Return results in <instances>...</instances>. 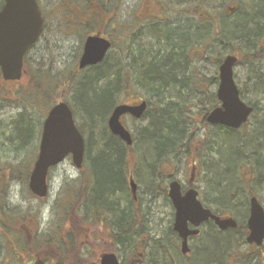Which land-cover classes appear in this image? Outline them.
Listing matches in <instances>:
<instances>
[{
	"label": "rangeland",
	"instance_id": "374dc122",
	"mask_svg": "<svg viewBox=\"0 0 264 264\" xmlns=\"http://www.w3.org/2000/svg\"><path fill=\"white\" fill-rule=\"evenodd\" d=\"M37 1L44 16V29L38 42L33 46V48L30 49L27 54L28 61H26L25 64L27 70L25 76H23L21 80L12 83L3 82L2 78L0 77V166L1 169L2 167H5L4 170L0 169L4 176L1 185L5 188V193L0 199L4 209L7 211L12 209L13 211V214L11 215L12 220L8 219L9 227L15 233H22L28 239L30 244L34 243L36 231L41 232V234H51L54 239L56 236L58 237L62 235V232L63 234H68L71 236L65 239V243L62 241L61 245L63 246V250H59L57 247L58 245L55 244L56 246H54L51 242L48 245L47 250H44L43 253V255L47 256V258L49 257V259L44 260L42 254L39 256L36 255L34 257H30L27 253H24V251L19 250L16 256L12 253V250H5L3 246L9 242L6 237L7 229L6 227L0 228V264H32L36 257L41 259L43 264H57V262L60 260L62 264H99V254L104 251H112L114 245L112 244V240L109 237L111 230H107L104 226L105 222H107L110 217L112 218V215H105L107 214L105 209H102L103 211L98 213L92 209V202H96V199L99 195L98 189H86L84 192V197H86V199L76 205V210L80 216L78 226L81 229V234H79V237L77 238L74 236L76 232L74 231V234L72 233V230L69 227L70 222L66 219L67 215L65 212L66 210H70V205H68V196L65 199L62 197L61 199H58L62 191L64 193L67 190L69 193H71L70 196L72 198V193L79 190L78 188L80 187L82 177L88 174L85 167L87 156L84 155V163L81 168L75 167L71 157H66L64 161L53 167L49 173V194L44 198H37L34 196L28 188V182L22 183L16 178H11L10 173L12 170L6 165L8 162H11L10 165H17L20 161L25 159L28 153L31 152V155L34 154L33 161L36 158L42 128V125L39 127V122H43L46 114L43 115L42 113H44L46 107L49 105V103L46 101V95L43 93L44 88L40 86V88L43 89L42 90L36 88L37 86H35V83L37 84L38 81H41L43 84H45L43 82L44 80L41 79L43 73L51 75L52 77L51 80L54 83L52 86V93H54L53 97H55L54 102L57 103L64 101L71 106V102H73L72 86H70V83H67V85H65V83L63 84L65 81L63 80L62 76L63 74L68 76L69 74L75 72L76 69L77 72L74 73V77L75 79H78L86 71L84 69L78 70L76 65L82 52L84 38L89 32L88 25H84V21L81 23L74 22L75 20H72L73 15L70 10L66 9L64 6V0ZM76 1L81 4L85 1H90L91 4L100 7L101 11L105 14L104 18L106 22L103 27H100V32L102 35L109 37L111 40H115L117 44L107 54L112 64L115 66L117 65V67L118 63H120L122 59L121 48L125 49L126 44L129 42V37L131 38L132 45L130 47L132 50V55L137 54L140 49H143L140 52L145 56L139 58V63L149 60L148 55L156 54L157 52L164 49L165 41L162 39V33L155 40L147 32L149 23H152L153 19L155 18L161 22V25L169 24V26H184L178 31H189L190 28H188V21L194 26L191 28L192 32L196 29V13H194L193 10H190L191 12L189 16L188 10L190 8H187V5L189 4L190 6L193 0ZM179 1L182 3L178 4ZM233 5H235V7H233ZM238 5H240L242 8L241 10L243 13L247 12L248 9L246 8L248 7L242 2H239V0H209V8L207 11L220 12L221 14L226 13V18L229 20V22H232L234 19H236V16L242 12H234L236 9H238ZM228 7L230 8V11L227 10ZM169 8L170 10H168ZM74 9H78V7H74ZM87 10H89L86 11L88 13L96 12V10L93 8H87ZM123 21L127 22L129 25L127 30H120L119 28V25ZM112 23L115 24V26H113ZM125 39L127 42L125 41L124 43L123 40ZM241 42L236 41V44L233 45L235 47L233 50L234 52L231 54L242 57L245 53H256L259 49L258 43L246 44ZM261 42H264V37ZM236 46L240 48H237ZM194 50L192 48V51L194 52L197 51V48ZM219 51L222 55L221 59H223L226 54L230 53L228 48L226 49L224 45L218 43L216 46L210 47L207 52L199 51L203 53V57H194L191 55L189 57H177L178 60H180V63H182L183 68L185 67L186 74H188L192 80V86H179L176 88L177 91L179 90V97L188 98L189 95H195L197 97L196 99H198V106L196 104L191 106L193 109L191 115H195L194 130L197 132L198 139H204V137L210 134L209 131H214L216 133L222 132V130L218 127H211L206 125V123H202L200 120V109L207 107L208 102L205 98V95L200 93L197 94L194 90L196 88V81H198L199 84L201 83L203 90H207V92L216 91L218 80L214 83L212 78L218 77V67L220 64L217 63L216 59L218 58L217 56ZM129 57L130 55L128 54V57L125 59L126 62H129ZM138 62H135V64H138ZM257 71H259V73L264 72V57H259L254 61L240 60L234 66V79L239 89L242 91L243 100L246 103L250 102L256 103L257 105L259 104L263 111L255 112L253 116L249 118L248 122L233 135H224V140L227 143L233 144L236 142L235 137L241 140L246 139L247 133L256 127V121H264V93H257L255 91L256 86L251 80L252 75ZM70 81L72 80L70 79ZM132 88H130L131 92L135 93L133 101H139L140 99L150 97V90L147 89V87L142 88L140 86H133ZM24 89H27V91L33 93V96L27 95V93L25 94ZM165 89L166 88H163V91H165ZM176 90L171 91V88H169L163 93V97H168L169 95L175 96ZM125 92H127V90ZM86 93V88L84 91H80L78 93L77 97L81 102H85ZM122 100L126 102L130 99L128 98V95H126L122 96ZM74 117L76 123L81 129V133L85 136V140H90V136L88 135V127L86 125L83 127V121H81V123L75 114ZM20 118L25 120L27 123H30V125L34 127L31 139H28V142L24 143L22 146H19V140L16 139V121ZM122 122L131 131V133H133L139 126L146 124V122L142 119L135 120L129 116L122 117ZM21 123L24 124V122ZM102 128L103 126L98 124V127L92 129L93 143L91 146V154H95V151L98 149V136H100L99 129ZM12 137H14V139ZM254 142L251 141V145H247L241 158H243L245 154L250 153L252 144L257 147L256 143L259 142L258 139L254 140ZM199 144L200 141H197L196 145H193L194 147L192 146L193 149H198ZM132 149L133 152H130L129 155H134L139 162L143 161L141 158V156L143 157L142 145L136 142L134 143ZM261 151L259 150L258 154H260L259 152ZM192 155L193 152H191L189 158L182 160V163L178 167H175L172 163H165L163 166H161L163 177L165 178L169 174H176L175 176L179 181L185 182L189 176L190 159ZM112 161V178H118L121 180L123 174L120 172L119 167L114 164V159ZM147 163H149V160L146 161V163L141 164L142 168L136 170L138 179L137 183L140 188L138 191H136L137 193L135 196L138 195L139 197H143L142 201L137 206L140 207L141 205L143 214L147 219L145 224L147 228H149V232L142 236L141 241L145 240L149 235L154 236V238H158L160 236H163L164 239L167 238V231L168 227L170 226L169 221L171 219V209L168 206L167 201H165L161 196H156L155 199L152 200L150 195L145 193V186L149 180V172L145 166ZM239 168L240 174L239 176L235 177V180L233 179L235 184L232 186L229 185L228 191L226 192L227 194L225 193L224 195H227L224 199L225 203L220 206L224 208L222 210L224 213L237 212L236 210L238 204L242 199V196L240 195L242 190H240V187L241 185L243 187L244 184L247 189H249L250 185L252 184L253 190H255L257 197L264 206V169L262 173L258 172L256 176L250 178L243 175L242 166ZM178 169L181 170L178 171ZM219 170L222 171L221 164L219 165ZM100 171V178H105L106 173H104V169H100ZM132 171H134V169L131 165L127 173ZM224 173H226V179L228 178L229 182L231 179L232 182V178H230L232 175L227 172ZM239 177L241 178L240 182ZM168 183L169 181L166 180V189L168 187ZM198 185L203 187V181L201 178ZM120 195L123 198H121L122 200L119 199L117 201L119 205L117 204L114 209L125 207V201H127L125 199L126 197H124L125 192L113 194L112 200ZM203 195L205 196L204 189H202V197ZM109 200L110 199L108 198L106 200L102 199L97 203H104L106 205L111 202ZM112 207L114 206L112 205ZM93 208H95V205ZM104 212L106 213L104 214ZM115 212H117V210ZM100 215L105 216L106 218L103 223L100 222L93 224V222L90 221L100 218ZM209 227L210 224H204L200 236L192 239L190 242L191 252L188 254V257L182 256L179 252V249L176 250L174 247H172L169 250L171 255H169V258L168 256L166 257L169 259V262L173 261L174 264H199L201 252L198 251L196 247L200 243V237L202 240L205 238V234H207L208 230L210 229ZM12 238H14L12 239L13 244L16 245L20 242L16 234ZM164 244L167 246V248L168 245L172 246L171 241H168ZM150 249L151 247L141 250L139 247L135 251H132L129 248H123L122 250L116 252V254L119 257L121 264H141L144 259L146 260L147 252ZM71 253L77 254L74 256ZM228 253L225 258L227 260V264H247L245 257L249 255L252 256V251L247 248L246 244L240 245L239 249H235V247H229ZM154 255H158L159 258L160 256H166V254H158L157 252L156 254L154 253ZM259 257L260 264H264L263 253H261V256Z\"/></svg>",
	"mask_w": 264,
	"mask_h": 264
},
{
	"label": "trees",
	"instance_id": "16d2710c",
	"mask_svg": "<svg viewBox=\"0 0 264 264\" xmlns=\"http://www.w3.org/2000/svg\"><path fill=\"white\" fill-rule=\"evenodd\" d=\"M239 2H242L248 7L246 8L248 9L247 12L243 13L241 10L242 8L238 5V9L234 12H242L236 16V19L229 22L226 18V13L221 14L220 12L207 11L209 8V0H193L190 6L189 4L187 5V8H190L188 10L189 16L190 10H193L197 16L196 29L195 31L193 30L194 33L191 30L194 26L191 22L189 23V21L188 28H190V30L182 32L178 30L182 29L184 26L161 25V22L157 18L153 19L154 23L153 21L149 23L147 32L155 40L162 33L161 36L165 41V47L156 54L148 55L149 60L147 61L138 62L139 58L145 56L140 52L143 49H140L137 54L132 55L130 47L132 44L131 38L129 37V42L126 44L125 49L121 48L122 59L120 63H118V67L112 64L107 55L98 65L88 67L85 73L78 79L74 77V73L77 72L76 69L75 72L68 76L63 74L62 77L65 81L63 84L65 83V85H67V83H70V86H72L73 102H71V106L73 112L80 122L83 121V123L81 122L83 127L85 125L88 127V135L90 136V140L86 141L85 148V155L87 156L85 167L88 174L84 177L81 176L82 179L80 187L78 188L79 190L72 193L73 199L70 196L71 193L67 190L64 193L62 191L61 195L58 197V199H61V197L65 199L68 196L70 210H66L65 212L67 215L66 219L70 222L69 227L72 233L74 234V231L76 232V234H74L76 238L81 234V229L78 226L80 216L76 210V205L86 199V197H84L86 189L92 190L93 188H97L99 195L96 202H92V209L97 211V213L105 209L107 212V214L104 212L105 215H112V218L110 217L104 224L107 230H111L109 237L114 245L112 251L118 252L123 248H129L135 251L139 247L141 250L151 247L149 250L150 252H147L146 260L144 259L141 264H174L173 261L169 262L168 258L171 252L164 244L168 241L174 242L175 240L176 234L173 232L171 226L168 228V235L164 241L161 239V236L154 238V236L150 235L147 236L145 240L141 241L142 236L149 232V228H147L145 224L147 219L140 208L133 209L129 206L114 209L118 204L117 201L120 199V196L113 200L112 196L119 191L121 193L125 192L122 179L126 176L130 166L132 165L134 172L137 174L136 170L142 168L141 164L149 160V163H147V165L145 164V166L148 172L152 173V177H154L153 175L155 173H160V167L165 163H172L175 167H178L182 163V160H186L190 157L192 145H196L197 141H200L199 146L201 150L197 152V156L203 163L204 160L211 155L213 182L217 184L214 185L213 192L215 195L217 194L216 199L219 202L223 199L221 204L216 202V199H214V203L212 202L210 204H212L215 211L220 212L224 209L220 206L225 203L224 199L227 195H224L228 191L229 185L232 186L235 184L233 179L235 180V177L240 174V166L243 167V175L250 178L256 176L258 172H263L264 154L261 153H264V145L262 144L264 133L259 131V129L264 125L261 121H256V127L247 133L246 139L241 140L234 136L236 142L233 144L227 143L224 140V135L231 136L236 133L237 130L221 126L211 127H218L222 132L216 133L214 131H209L210 134L204 137V139H198L197 132L194 130L195 115H191L193 110L191 106L195 104L198 106V99H196L197 97L195 95H189L188 98H180L179 90H176L179 86H192V80L188 74H186L185 67L183 68L182 63H180L177 57H189L190 55L194 57H203L202 52H207L210 47L216 46L218 43L224 45L226 49L228 48L230 53H233L235 48L233 45L236 44V41H242L246 44H259V49L256 53H245L242 57L237 56L238 61H254L259 57H264L261 44V40L264 37V0H239ZM179 3L182 2L179 1L178 4ZM64 6L72 13V20H75L74 22L82 23L84 21L83 24L88 25V34L101 33L100 27L105 25L106 20L104 18L105 14L101 11L100 7L91 4L90 1H85L81 4L76 0H64ZM74 7H78V9H74ZM87 8H93L96 12L88 13L86 12L89 11ZM170 8L168 10H170ZM112 25L115 26L113 23ZM119 28L120 30H127L129 25L127 22L123 21L119 25ZM125 41L127 42L126 39L123 40L124 43ZM116 45L115 40L112 39V48ZM192 48L193 50L197 48V51H192ZM128 54L130 55V60L126 62L125 59L128 57ZM221 56V52L219 51L218 58L216 59L218 64L222 61ZM27 58L28 57H26V61H28ZM135 62H138V64H135ZM41 79L44 80L43 82L45 84L38 81L37 84L35 83V86L39 89H42L40 86L44 88V90H42L44 95H46V101L49 103L50 106L48 105V107L50 108L55 103V97H53L54 93H52V86L54 83L51 80V75L48 74L43 73ZM70 79L72 81H70ZM212 80L215 83L218 78H212ZM251 80L256 86L255 91L257 93H264V72H255ZM133 86H140L142 88L147 87V89L150 90V97L145 98L148 102V108L142 117V120H144L146 124L139 126L132 133L134 143L138 142V144L142 145L143 157L141 156V158L143 161L141 162H139L134 155H132L133 157L129 155L130 152H133V146H127L119 137L112 135L107 127V117L112 108L117 103L123 101L122 96L128 95L129 99H134L135 93L130 90ZM85 88L87 89L86 100L85 102H81L77 95L80 91H84ZM163 88H166L165 91L169 88H171V91L176 90V95L163 97V93L165 92ZM126 90L127 92H125ZM194 90L197 94L200 93L205 95L208 102L207 107L200 109V120L202 123H205V115L211 108L218 104L216 94L214 91L207 92V90H203L201 83L199 84L198 81H196V88ZM24 92L25 94L27 93V95L33 96V93H30L27 89H24ZM240 95L243 99L241 90ZM248 103L252 105L256 104ZM48 107H46L47 111L49 109ZM46 110L42 113L43 115L47 113ZM259 110H261V108ZM21 122H24V124ZM39 123V127H41V121ZM98 124L102 125L103 128L99 129L98 149L95 151V154H91V146L93 143L92 129L98 127ZM16 130V139L19 140V146H22L24 143L28 142V139H31L34 127L20 118L16 121ZM12 138L14 139V137ZM256 139L259 141L256 143L257 147L252 144L250 153L245 154V156L241 158L247 145L250 146V142H254ZM259 150H262L259 152L260 154H258ZM31 153H28L25 159L20 161L17 165H10L11 162L6 163L7 167L12 170L10 173L11 178H16L22 183L28 182L34 158V154L31 155ZM113 159L114 164L119 167L120 172L123 174L121 180L112 178ZM220 164L222 165V171L219 170ZM4 169L5 167H2L1 170ZM100 169H104V173H106V177L103 179L99 176L101 172ZM224 172L232 175L230 177L232 178V182L230 178V182L228 178L226 179V173ZM3 179V173L0 171V198L5 193V188L1 185ZM161 180L162 178L160 177L157 180V183L158 181L159 183L156 184L155 179H149L145 186V193L150 195L152 200L158 196L159 192L164 196L166 195V189L162 187ZM240 181L241 178L239 177V182ZM218 184L224 185L219 187ZM107 198L111 201L109 202L110 206L109 204L97 203L99 200H106ZM125 199L127 200V197ZM1 202L0 199V228L6 227V237L9 241L8 244L3 246L5 250H12V253L16 256L19 250L24 251V253H27L30 257L42 254L44 260L49 259V257L47 258L43 253L44 250H47L51 242L54 246L58 245L57 247L59 250H63V246L61 245L62 241L65 243V239L69 238L71 235L63 234L62 232V235L56 236L57 240L56 238L54 239L51 234H41V232L36 231L34 243L30 244L22 233H15L9 227L8 219L12 220L11 215L13 211L12 209L9 211L4 209ZM94 205L95 208H93ZM112 205L114 207H112ZM116 210L117 212H115ZM101 216L102 215H100V218H97L100 221L97 219L90 221L93 222V224L103 223L106 218L105 216L101 218ZM209 228L208 233L205 234V238L202 240L200 237V243L196 247V249L201 252L199 264H225V262L227 264L225 258L228 253V248L235 247V249H239L240 245L246 244L244 238H242L238 231L224 233L219 231L213 224H210ZM15 234L20 240L16 245L13 244L12 241V239H14L12 237ZM156 252L158 254H166V256H160L159 258L158 255H154ZM71 254L76 256L77 253ZM167 256L168 258H166ZM57 264H62L61 260L58 261Z\"/></svg>",
	"mask_w": 264,
	"mask_h": 264
},
{
	"label": "water",
	"instance_id": "95a60500",
	"mask_svg": "<svg viewBox=\"0 0 264 264\" xmlns=\"http://www.w3.org/2000/svg\"><path fill=\"white\" fill-rule=\"evenodd\" d=\"M43 17L36 0H4L0 9V70L6 81L19 80L23 73V56L38 39L43 29ZM111 47V41L100 34L88 35L83 44L78 61L79 69L101 62ZM264 51V44H263ZM237 62L235 55H226L218 68L216 96L220 102L205 117L207 123L238 129L245 123L253 107L243 102L234 81L233 68ZM147 108L142 100L138 104H118L108 117L110 132L120 137L127 145L132 144L130 132L121 122L123 114L140 118ZM85 141L78 130L73 114L66 102L55 104L43 121L37 158L29 175L28 187L33 195L45 197L49 185L47 174L50 167L71 155L73 164L80 168L83 163ZM130 187L135 192L136 184L130 179ZM168 197L175 210L173 230L181 238V252L187 253V238L199 234V226L212 220L221 230L236 228L232 217H221L205 208L197 198L194 189L181 193L180 184L173 180L168 187ZM192 225V228L189 227ZM248 243L261 245L264 241V209L256 197L250 198V216L247 221ZM34 264H42L36 260ZM99 264H120L113 252L102 253Z\"/></svg>",
	"mask_w": 264,
	"mask_h": 264
},
{
	"label": "flooded vegetation",
	"instance_id": "af4514ba",
	"mask_svg": "<svg viewBox=\"0 0 264 264\" xmlns=\"http://www.w3.org/2000/svg\"><path fill=\"white\" fill-rule=\"evenodd\" d=\"M30 49H29V51H30ZM27 54L24 57H28ZM23 70L26 73L27 70H26L25 63H24V66H23ZM127 103H129V104H135L136 102H132L131 103V102L127 101ZM252 107H253V111H252L251 116H253V114L255 112H257V111H259V112L260 111L261 112L263 111L262 107L259 106V104L258 105L257 104H254V105H252ZM260 108H261V110H259ZM124 116H129L130 118L134 119L129 114L128 115H123L122 117H124ZM261 123L264 125V121H262ZM206 125H208V124L206 123ZM209 126H214V125H211L210 124ZM221 127H224V126H221ZM259 131H261V132L264 133V126L261 127L259 129ZM193 147H192V150H191V152H193V155H192V157L190 159V172H189V176H188V178H187V180L185 182L179 181L177 179V177L175 176L176 174H169L167 177L164 178L161 167H160V170L161 171H160L159 174H156L155 173L153 175L154 177H152V173H148V178L149 179H155L156 180L155 183L158 184L159 181L157 183V180L161 177L162 178L161 185H163L162 186L163 188H165V181L166 180L169 181L168 187H169V184L173 180H177L178 183L180 184V190H181V193L182 194H184L189 189L196 190L197 191V198L200 200V202L203 204V206L205 208L211 209L212 212H214L216 214H219L222 217H233L237 221V224L238 225H237L236 228H227L225 230H219V231L224 232V233L233 232V231L234 232H237L238 231V233L240 232V235L242 236V238H244V241H246V237H247V235L249 233V230H248V227H247V221H248V218L250 216V198L254 196L260 202L259 198L257 197V194H256L255 190H253V187H252V184H251L252 181L250 183L251 185H250V188L249 189H247L245 187V184L243 185V187H241L240 190H242V193H240V195L243 196V197H242V200L238 204V207H237V210H236L237 212L236 213H233V212H226V213H224V212H220V211H215V209L213 208L212 204H210L213 201H215L214 199L217 198L216 197L217 194L215 195L214 192H213V187H214V185L216 183L214 184V182H213L212 158H211V155L206 160H204V162L202 163L201 162V159L197 156V152H199L201 150V147L199 146L198 149H196V150H194ZM161 166H163V165H161ZM179 170H181V169H178V171ZM131 177L135 180L136 183L138 182L137 175H136V173L134 171L128 172L126 174V176L123 177L124 179H122L123 182H124L123 185H124L125 196L127 197V201H125V207H129L130 206L133 209H138V208L141 207V205H140V207L137 206V205L142 201L143 197L142 196L139 197L138 195L134 197V195H133V193H132V191H131V189L129 187V180H130ZM200 178L203 181V187L200 186V185H198L199 182H200ZM252 178H253V176H252ZM223 185L224 184H221V185L218 184L219 187H222ZM168 187H167V189L165 188L166 189V195L165 196L162 193L159 192L157 197L161 196L165 201H167L168 206L171 209V212H170L171 213V219L169 221L170 222L169 225L171 226V228H173L172 227V224H173V220H174L175 210H174V207L172 205V202H171L170 198L168 197ZM139 188L140 187H139V185L137 183L136 191H138ZM202 189H204V194H205V196L203 195V197H202ZM121 195H120V199L123 198ZM220 201L221 202H219L216 199V202H218L220 204L222 203L223 199L220 200ZM260 204L263 206V204L261 202H260ZM133 206H135V207H133ZM263 208H264V206H263ZM140 210L143 212L142 207L140 208ZM207 223L212 225L213 224V221L212 220H207V221L204 222V224H207ZM203 225L200 227V233L198 235L201 234ZM189 227H192V226L189 225ZM196 236H189L187 238V243H188L189 249H191L190 242L192 241L193 238H196ZM161 239L163 241L165 240L163 236H161ZM174 239H175V242H172V246L169 245L168 246V249L170 250L172 247H174L176 250L179 249V252L181 253L182 256L188 257V253L187 254H184V253L181 252V241L182 240L178 237L177 234L175 235V238ZM246 246H247L248 249H250L252 251V253H251L252 256L249 255V256L245 257L246 258V263L247 264H260V261H259L260 260V257L259 256H261V253H263V255H264V242L262 243V245H257V246L254 245V244H247L246 243ZM250 261H252V262H250Z\"/></svg>",
	"mask_w": 264,
	"mask_h": 264
},
{
	"label": "bare ground",
	"instance_id": "6f19581e",
	"mask_svg": "<svg viewBox=\"0 0 264 264\" xmlns=\"http://www.w3.org/2000/svg\"><path fill=\"white\" fill-rule=\"evenodd\" d=\"M262 142H263L262 144L264 145V140H262Z\"/></svg>",
	"mask_w": 264,
	"mask_h": 264
}]
</instances>
